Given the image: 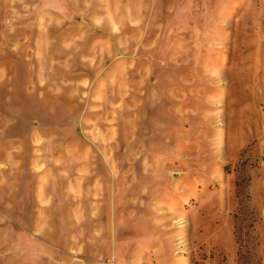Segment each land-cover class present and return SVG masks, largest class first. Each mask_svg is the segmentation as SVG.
Returning <instances> with one entry per match:
<instances>
[{
    "label": "rangeland",
    "instance_id": "374dc122",
    "mask_svg": "<svg viewBox=\"0 0 264 264\" xmlns=\"http://www.w3.org/2000/svg\"><path fill=\"white\" fill-rule=\"evenodd\" d=\"M0 264H264V0H0Z\"/></svg>",
    "mask_w": 264,
    "mask_h": 264
}]
</instances>
